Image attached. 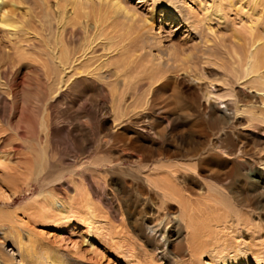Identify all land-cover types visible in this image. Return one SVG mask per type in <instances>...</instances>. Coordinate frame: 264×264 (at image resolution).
<instances>
[{
  "label": "bare ground",
  "instance_id": "6f19581e",
  "mask_svg": "<svg viewBox=\"0 0 264 264\" xmlns=\"http://www.w3.org/2000/svg\"><path fill=\"white\" fill-rule=\"evenodd\" d=\"M250 4L261 10L258 20L264 19V0ZM222 5L206 20L223 17ZM137 21L118 0H56L52 7L48 0H10L8 6L0 1V45L8 50L0 83L11 98L0 92V119L13 111L8 124L23 130L19 135L36 149L29 178L39 187L33 203L39 216L72 214L78 205L90 226L96 202L105 216L121 223L129 240L153 247L154 264H172L173 240L195 256L204 233L242 223L247 230L264 229L263 31L256 22L223 50V78L213 83L186 57L179 59V49L166 52L174 68L154 63L151 51L160 40L149 38L152 28L145 19L138 26ZM96 52H106V60ZM222 89L226 95L219 94ZM1 131L0 164L11 171ZM45 146L60 163L75 166L76 176L47 180L46 167L54 163L48 159L43 166ZM176 156L215 181L208 193L225 196L240 209L212 195L205 202L183 197L180 207L170 204L179 165L169 160ZM96 176L102 180L94 181ZM10 238L18 264H37L16 234ZM6 257L0 250V264ZM248 261L240 264H257Z\"/></svg>",
  "mask_w": 264,
  "mask_h": 264
},
{
  "label": "rangeland",
  "instance_id": "374dc122",
  "mask_svg": "<svg viewBox=\"0 0 264 264\" xmlns=\"http://www.w3.org/2000/svg\"><path fill=\"white\" fill-rule=\"evenodd\" d=\"M0 1L4 6H8L10 0ZM19 1L23 3V0ZM118 1L134 11L136 20H139L137 26L140 21L144 19L147 21L152 28L149 38L150 35L154 37L156 35L155 38L160 40L158 47L151 51L154 63L164 65L166 69L174 68L176 65L174 60L170 59L166 52L179 49L178 58L186 57L188 62H193L200 77L208 82L222 81L220 66L223 64L226 68V60L222 58L221 53L234 47L238 43L237 36L245 35L249 26L257 22L263 31L264 39L262 28L264 19L258 20L261 10L251 4L248 5L250 0H186L185 2L171 0V4H169L170 0H165L163 5L159 1L154 3L151 0ZM27 2L29 3L30 0ZM55 2L56 0H48V5L52 7ZM220 3L224 7L222 9L224 16L218 18L219 16L215 15V18L207 21L209 13L217 11ZM167 5L171 10L165 8ZM105 7L104 5L103 11L107 9ZM52 22L55 24V16ZM89 23L92 24V19ZM3 36L4 31L0 27V37ZM206 45L209 47L206 48ZM5 51L8 52L0 45V66L7 64L2 55ZM201 56H212L214 60L204 62ZM96 57L98 59L102 57L101 61H104L106 52H96ZM130 82L132 84L134 80L131 79ZM3 86V83H0V92L11 100ZM225 92L222 89L219 94L226 95ZM12 116L13 111H10L3 120L0 119L1 132L6 135L2 150L10 153L9 166L13 168L9 171L0 164V250L8 254L3 260L4 264L19 262V255H16L17 251L12 247L13 239L10 238L15 234L19 238L22 251L27 252L26 256H30L37 264H49L51 260V264H154L153 247H146L129 240L124 228L120 226L121 223L105 216L103 207L96 202H94L96 218L90 226L84 222L78 205L75 206L78 207L77 211L72 214H52L54 217L49 220L35 212L36 204L33 203L36 202L39 187L29 178V173L31 172L32 175L34 172L37 152L26 137L19 135L23 130L16 132L8 124ZM43 149L47 153V158L42 159L43 166L48 165L46 162L48 159L54 163L53 167H46L47 180L58 178L69 180L76 176L75 166L70 167L60 163L54 151L46 146ZM169 163L179 165L175 167L173 173L176 187L172 190L173 195L167 199L170 204L180 207L179 202L183 197L205 202V198L212 195L218 196L236 211L240 209L224 195L220 197L218 193H208V188L216 183L207 173L194 169L192 165L185 163L183 158L180 159V156L170 158ZM101 180L102 176H96L94 181ZM23 182L30 183V189ZM44 187L49 188L47 184ZM241 218L245 216L241 215ZM253 219L251 216L252 222ZM108 221L111 228L106 225ZM200 242L195 244L199 247V251H195V256H191L190 253H186L184 247H179L177 241L173 240L168 248V258L172 264H240V259L245 258L250 263L264 264L262 227L251 226L247 230L243 223L239 224L237 229L229 225L221 233L215 230L214 233L200 235Z\"/></svg>",
  "mask_w": 264,
  "mask_h": 264
}]
</instances>
